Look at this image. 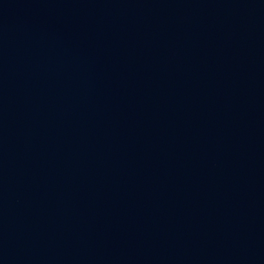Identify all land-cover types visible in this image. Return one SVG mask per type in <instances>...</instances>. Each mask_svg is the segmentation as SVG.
I'll list each match as a JSON object with an SVG mask.
<instances>
[{
	"label": "water",
	"instance_id": "obj_1",
	"mask_svg": "<svg viewBox=\"0 0 264 264\" xmlns=\"http://www.w3.org/2000/svg\"><path fill=\"white\" fill-rule=\"evenodd\" d=\"M0 264H264V0H0Z\"/></svg>",
	"mask_w": 264,
	"mask_h": 264
}]
</instances>
